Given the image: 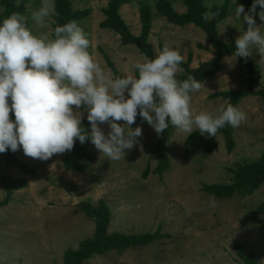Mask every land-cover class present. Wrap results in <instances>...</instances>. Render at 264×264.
I'll return each mask as SVG.
<instances>
[{"label":"rangeland","instance_id":"1","mask_svg":"<svg viewBox=\"0 0 264 264\" xmlns=\"http://www.w3.org/2000/svg\"><path fill=\"white\" fill-rule=\"evenodd\" d=\"M115 1L54 0L56 12L40 29L30 17L42 0H0V23L19 13L34 34L51 35L74 20L86 33L93 58L117 76L138 75L134 65L154 59L167 44L184 57V71L176 78L192 75L204 85L190 94L194 112L215 113L229 103L218 95L238 97L251 90L236 105L246 120L230 139L217 133L211 151L205 140L186 146L198 131L186 138L169 125L157 135L138 115L132 127L140 126L143 134L120 160L108 159L90 140L83 145L77 140L72 151L46 161L26 156L22 147L0 153V264H65L68 250L96 238L105 212L106 237L157 234L159 239L136 248L108 247L82 264H246L250 255L264 264V216L257 213L264 205V184L252 195L236 192L229 198L206 191L232 185L239 166L264 157V94L258 93L264 88V58L253 48L250 69H244L232 51L221 48L235 50L246 29L235 8L243 5L248 12L254 0H125L113 9ZM261 11L257 5L254 18L264 31ZM192 13L201 24L171 20V14ZM112 14L125 29L115 27ZM81 111L82 127L90 133L87 112ZM100 127L110 131L107 124Z\"/></svg>","mask_w":264,"mask_h":264},{"label":"clouds","instance_id":"2","mask_svg":"<svg viewBox=\"0 0 264 264\" xmlns=\"http://www.w3.org/2000/svg\"><path fill=\"white\" fill-rule=\"evenodd\" d=\"M257 5L264 9V0H254L248 12L243 5L235 8L237 18L243 14L246 29L235 40L233 55L245 61L253 48L264 58V31L254 18ZM55 12L54 0H42L30 18L44 29L46 18ZM258 15L264 20V11ZM89 47L86 33L74 20L56 26L50 35L34 34L19 13L3 19L0 153L22 147L26 156L46 161L72 151L77 140L81 145L90 140L108 159L120 160L143 134L140 126L132 127L138 115L157 135L171 125L186 138L194 131L215 137L226 125L236 128L246 120V114L231 103L219 105L215 113L194 112L190 94L204 85L192 75L183 81L176 78L184 71L180 67L184 57L167 44L154 59L144 57L134 65L138 75L123 76L101 66ZM82 109L87 112L90 133L82 127ZM103 124L110 128L107 134L100 127Z\"/></svg>","mask_w":264,"mask_h":264},{"label":"trees","instance_id":"3","mask_svg":"<svg viewBox=\"0 0 264 264\" xmlns=\"http://www.w3.org/2000/svg\"><path fill=\"white\" fill-rule=\"evenodd\" d=\"M125 0H117L113 3V9L114 7L117 8L120 5L124 3ZM191 3L198 4V0H191ZM195 13H192L191 16H182L177 17L171 14V20L173 22H178L182 24L186 23H200L199 20H197L195 17ZM112 21L117 29H125L124 24L120 21V19L112 14ZM198 17V16H197ZM201 24V23H200ZM221 47L225 52H235V50L228 48L225 45H222ZM242 64V67L244 69H250V62L249 60L245 61L244 58H239ZM257 75V74H256ZM255 81H259L258 77L254 78ZM249 91L247 90L244 93L240 94L238 97H236L234 94L226 93V94H220L217 97H223L226 100H229V103L233 104L234 106L237 105L239 100L243 96L249 95ZM262 92H258L262 95L264 94V88L261 89ZM234 96V98H233ZM263 96V95H262ZM90 123L87 124V127L89 128ZM233 127L230 125H226L225 127L218 130V133L226 132L228 139H230V134L233 131ZM202 140H205L208 142L209 151L214 149L215 142L214 137H207L204 135H201L200 133L197 135V137L191 138V140L187 143V147L195 145L197 142H200ZM162 151L165 152V142L162 143ZM8 152V151H6ZM5 152V153H6ZM8 154V153H6ZM9 156V155H8ZM79 167H82L79 165ZM235 182L232 185H225V186H214V187H207L206 191L211 193L214 196H218L220 198H229L234 195L236 192L242 193V195H252L255 191L259 189V187L264 184V157L253 164L245 165V166H239V170L235 174ZM86 209L90 212L96 215L97 213H94V211L89 207L85 206ZM106 213L102 216H100V220L98 223L97 231H96V238L94 240L88 239L84 241L81 244V249L78 251L75 250H68L65 254V264H82L83 260L88 258L91 253H100L103 250H105L108 247L113 248H119V249H129V248H136L138 246L147 245L150 244L157 239H159L157 234H139V235H127V234H114L111 237H106L105 232L108 227V219L106 217ZM257 213L260 216H264V205L257 211ZM246 264H258L257 261H255V258L253 255L248 256L247 259H245Z\"/></svg>","mask_w":264,"mask_h":264},{"label":"water","instance_id":"4","mask_svg":"<svg viewBox=\"0 0 264 264\" xmlns=\"http://www.w3.org/2000/svg\"><path fill=\"white\" fill-rule=\"evenodd\" d=\"M75 203H78V200L77 199L75 200Z\"/></svg>","mask_w":264,"mask_h":264}]
</instances>
